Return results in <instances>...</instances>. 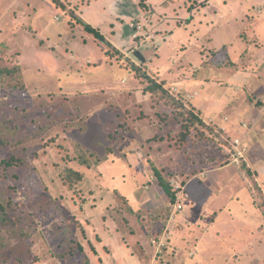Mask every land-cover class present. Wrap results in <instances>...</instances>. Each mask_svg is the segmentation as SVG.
<instances>
[{"label":"rangeland","instance_id":"1","mask_svg":"<svg viewBox=\"0 0 264 264\" xmlns=\"http://www.w3.org/2000/svg\"><path fill=\"white\" fill-rule=\"evenodd\" d=\"M9 1L0 0V14L7 12ZM15 1L8 20L11 24L7 21L0 27V56L4 59L0 62L24 67L23 87L17 82L0 84V263L33 264L34 252L39 264H97V249L102 238H107L105 230L116 239L114 243L123 242L131 248H125L128 255L132 253L135 260L145 263L152 236L169 226L172 213L164 189L156 182L157 170L166 178L178 175L187 180L210 171L207 178L193 181L188 201L185 197L182 202L189 215L206 210L201 224L215 219L210 236L216 230L222 232L219 242L200 246L196 255L204 253V258L194 261L195 241L191 238L194 228L201 225L185 222L183 214L176 216V222L171 223L172 257L176 258L171 264H264V224L259 225L258 214L249 212V186H241L236 177L227 188L209 186L211 178L216 181L225 173L236 176L237 170L225 166L206 130L198 124L187 127L183 109L166 90L144 96L145 88L118 93L101 86L86 89L94 85L92 80L111 81L116 86L124 77L132 81L124 67H144L143 62L133 54L130 59L113 54L101 40L92 43L95 40L75 14L82 0H29L33 8L27 13L24 7L28 1ZM117 1L122 7L119 14L112 12V0H86L80 11L106 40L120 37L129 41L128 24L142 13L136 0ZM219 1L217 6L228 2ZM238 1L247 3V22L221 21L215 40L208 35L203 43L191 40L182 44L179 53L172 51L168 57L171 69H161L162 73L154 65L145 66L146 73L166 87L179 84L192 92L199 90L196 102L207 106L206 113L203 111L207 117L230 118L225 133L232 139L242 134L243 121L253 130L264 127V0ZM37 12L42 19L36 21ZM235 12L239 14V9ZM144 18L149 25L144 31L149 33L156 20ZM152 27L160 39L170 35L168 30ZM167 42L160 40L161 45L140 49L145 59H153L160 56ZM106 49L108 66L103 64L93 75L90 71L100 67L101 51ZM89 56L95 60L93 65L87 62ZM159 62L166 65L167 55ZM136 74L143 78L141 72ZM141 83L146 85V80ZM120 96L124 97L122 104L116 102ZM216 102L224 105L222 109H214ZM253 150L254 146L248 159ZM126 154L131 157L130 165L123 161ZM80 160H88L92 167L81 165ZM97 160L102 162L97 165ZM223 166L227 168L211 171ZM247 176L251 180L252 175ZM118 191L129 201L118 198ZM254 195V206L262 211L258 206L263 207L264 197H259L258 191ZM197 196L199 203L203 199L200 209L189 205ZM227 207L231 211H226ZM160 209L168 212L157 221ZM239 213L255 226L246 227L233 219ZM233 236L234 241L229 240ZM103 246L99 252L105 256L103 249L109 251ZM105 260L98 262L105 264Z\"/></svg>","mask_w":264,"mask_h":264},{"label":"crops","instance_id":"2","mask_svg":"<svg viewBox=\"0 0 264 264\" xmlns=\"http://www.w3.org/2000/svg\"><path fill=\"white\" fill-rule=\"evenodd\" d=\"M25 1H28L25 4L26 6L24 7V9L27 13L29 9L33 8V6H31V2L29 0H25ZM85 1L86 0H82V2H80L81 3L80 10L83 6H85V4H86ZM112 1H114V3H115L112 6V8H113L112 12L119 14V12H121V10H122L121 9L122 7L119 5L117 0H112ZM136 1H137L136 5H138L139 12L141 11L142 15L139 16L137 21L131 20L129 22L128 26H129V29L131 31L129 41L128 40L124 41L120 37H116V38L114 37L112 39H107V40L105 39V40L110 45L111 50H112L111 52L113 54H115V55L119 54V55L123 56L124 59H130L132 57V55H131L132 51L135 47V42H134V38H133L134 34L137 32V30H135V25L140 24L142 26L149 27L148 22H147L146 18H144V17H147L149 19L153 18V20H156V22H154L155 24H153L154 26L151 25V27L153 26L152 27L153 29L168 30L170 35L168 37L160 39L152 32L151 27L148 28L149 31L151 30L149 33L154 35L156 40H158V41L162 40V43H164L165 40H167L168 42L166 43L165 46L163 45L164 47L161 49L160 56L154 57L153 59L152 58L145 59L143 56V54H145V53L143 52V54H142L140 52L141 55L143 56V58L145 59L143 61V64H142L144 67H140V68H142V70L145 72H146L145 66H151V65L156 66L155 68H159L160 71H161V69H165L167 67L169 69L170 67L167 66L168 57L170 56V54L173 53L172 51H174V53H179L178 50L182 48V46H181L182 44L188 43L191 40L195 41L196 44H199L200 42L203 43L205 40H208L210 38V37H207L208 35H212L213 39L215 40L216 37L219 36L218 35L219 32L217 29H220V28H218L219 25L217 26V24H220V22L224 21V20H226L227 23H231V22L236 21V20L240 21V19H241V21H243V20H246V16L248 14L247 3L243 4L238 0H228V2L223 3L222 6H219V5L217 6V4L219 2H221L219 0H136ZM16 2L17 1H15V0L9 1L8 2L9 6H7V9H6L7 12H4V13L2 12L3 14L2 13L0 14V27H2V25L4 23H7V21L11 18V12L13 10L15 11L13 3H16ZM77 3H79V2H77ZM213 7L216 9L215 10L212 9ZM236 8L239 9V14H237L235 12ZM80 10H78V12L75 13L76 16H78V18L80 20L91 25L96 31H98V29L95 27V24L92 21L88 20L86 17L84 18L83 12H81ZM163 12H167V13L162 14ZM39 18L42 19V17L37 12V14L34 17V20L37 21V20H39ZM82 18H84V19H82ZM55 19L58 20L59 18L55 17ZM12 21H14V20H12ZM8 22L10 23V21H8ZM246 22H247V20H246ZM2 31H1V34H2ZM87 35L91 36L95 40L92 43H96V41L98 40V39L96 40L95 37L90 35V34H87ZM25 38H29L28 35ZM74 42H76V41H74ZM158 44H160V43H158ZM158 44H156V46H158ZM171 49H173V50H171ZM101 52L104 55V57L101 60L102 63H101L99 68H98V66H94V69L92 71H90L93 75H94V73H97L100 70H102L103 64H106V66H108L107 61L109 60V57H108V55H106V53L108 51L106 49V51H104V52L101 51ZM182 53L183 52H181V54ZM166 55H167L166 65L160 64L159 61L161 59V56H166ZM73 59H74V61H77V58L75 56H73ZM87 62L92 63V65H93V63H95V60L91 56H89V57H87ZM22 68H24V67H22ZM124 69H126L128 71L127 67H124ZM202 71H203V69H202ZM128 73H129V71H128ZM161 73H162V71H161ZM165 73H167V70H165ZM147 74L151 78H153L150 73L147 72ZM247 74L250 75L251 73H247ZM129 75L133 78L132 81H129V79L124 77V78H121L120 80H118L117 86L115 84L111 83V81L110 82L108 81V83L103 84L102 82H97V80H92L94 82V85L87 86L86 89H95V88L97 89L99 86H101V87H105L106 91L118 93V92H124L122 90L133 91V90H139V89L145 88V85H143L142 83L135 80L134 74L129 73ZM84 80L86 81V79H84ZM156 81L158 84L163 85V88L170 94V96L172 98H174L176 100L183 99L182 102L184 103V106L189 107V108L190 107L193 108L196 115L203 121V123L205 125L212 126L213 124H217L221 128H223L224 131L227 130V122L230 119L229 117H227V116H224L223 118L219 117L217 120V119H215V117L211 118V117H207L205 115V113L207 111V109H206L207 106L202 102H198V103L196 102L197 97L199 96V90H193V92H192L188 89H184L179 84H173L169 87H166L160 81H158V80H156ZM193 87L196 88L195 86H193ZM239 88H241V87H239ZM175 89H177L179 91L178 95H176L174 93ZM142 91H143V89H142ZM144 93L149 94V92L143 91V95H144ZM150 94L152 96H155L152 93H150ZM187 94H196V96L192 101H188L186 99ZM262 98H263V102H264V97H262ZM123 100H124V97H121V98H118V100H116V102L119 104H122ZM190 104H191V106H190ZM210 106H213V104L212 105L210 104ZM223 106L224 105L222 103L221 104L217 103V105L213 106V107H215L214 109H216V108L222 109L221 107H223ZM120 107H121V105H120ZM203 111H205V113ZM259 112L261 113L262 111L259 110ZM115 117L117 119V115ZM244 125H246V127H244ZM241 127L243 129V131L241 132L242 134L235 136L236 138H233V139L240 140L241 143L243 144V146L248 148L249 152H250V149L254 146L252 156L250 155L249 159L247 156V163H245V164H247L246 168L252 172L251 180L253 182H251V180L248 179L249 177L245 173V167H243V164L242 165H236V164L230 163L229 165L234 166L235 169L237 170L236 176H234L233 174H230V173H225L220 177L215 176L216 181H215V178H211V185L209 184V186L212 187V185H213V186H217V187L222 186V187L227 188L234 181L235 177L239 179L238 181H239L241 186H249L248 190L250 191V193H249L250 200L248 199V202H249V208L251 209V211H249V212H250V214H253V215L258 214L260 216L261 223L259 225H261V224H264L263 223L264 218L262 217V215H263L262 211L261 210L259 211V209L256 208V206H254V200H255L254 198H256L254 194L258 191L261 194V196L264 197V127L261 130H258V129L253 130V127L250 126V124L248 125V123L245 121H243L241 123ZM236 128L240 129L239 126H236ZM244 129H245V131H244ZM227 137H228V135H227ZM128 154L132 155V153H128ZM130 159H131V157L127 156V154L125 156H123V161H126V163L128 161H130ZM130 164H131V162H129L128 165H130ZM260 165H261V168L259 170V168L257 169V167H260ZM220 168L225 169L227 167L223 166V167L211 169V171L212 172H214L216 170L219 171V170H221ZM258 170L260 172V175L258 173ZM206 172H210V171H204L202 173L196 174L194 177H191L188 180V182L186 183V185L183 186L182 193H180L179 200L176 202V204L174 206H172V209H171L172 213H171L169 220H168L169 226H167L165 229H163V234H162V236H163L164 233L167 231V234L169 235V247L167 249V255H170V251L172 254V251L174 252L173 249H175L174 244H172L173 242L171 243V241H173V239H174V237H172V235H171V234H173V232L171 231V223L173 221L176 222L174 220L176 218V216L183 214V217L186 218L183 220H185V222H188L190 224L193 223L194 225H198L200 223V221L205 218L206 210L202 214L198 213L196 216H194V215H189V213L188 214L185 213V205L183 206L182 211H178L177 205H179V204L183 205V202L181 201V199L183 200V198H185V197H186V201H188V199H189L188 198L189 196L187 195L188 188H190V186L193 185V181L196 180L198 177L207 178L208 174H206ZM231 175H233V176H231ZM224 177H225V179H224ZM156 182H157V180H156ZM177 186H179V183H177ZM146 189H148V188H146ZM198 193H201L200 189H199ZM232 198L234 199L235 196H233ZM236 198L238 199V197H236ZM202 201H203V199L201 197L200 203ZM198 203H199V198L197 196L196 200L194 199V201L192 203H189V205H191V207H193V208L196 206H198L199 209H200V207L202 208L201 204L200 203L198 204ZM228 204L229 203H227V205ZM225 210L231 211L229 209V207H227ZM225 210H223V211H225ZM216 215H218V213ZM211 219H214V218L212 217ZM233 219H235L236 221L238 220V221L244 223L246 227L255 226L254 224L249 223L247 216H245L241 213L234 215ZM214 220H210L208 223H206V222H203L202 224L200 223L201 228H197V229L194 228V230H196V231H195V234L193 235V237L191 238L192 240L195 241V247L192 249V253H191V254H193V252H194V254H195L194 256L197 257V259L194 261H197L198 258L202 259L201 257L204 258V253L203 254L201 253V257L196 255V253L199 254L200 253L199 251L202 250L200 248V246L202 244L204 245V247H206V245L212 244L213 242H217V241L219 242L221 240L220 238H222V236H221L222 232L217 231V230L215 231L213 236H210V235H212L210 232V229H211V227H214V225H215ZM247 222L249 224H247ZM209 223H211V224H209ZM258 229L261 230L262 227H259ZM105 234H106L105 236L107 238H105V239L102 238L103 242L99 244L100 246L98 247V249L96 247V249L98 251L97 254L100 256L99 258H96L98 261L101 260V262L103 261V263H104V258H105L106 259L105 264H110L109 259L111 258V259H113L114 264H118L121 260H122L121 264H124L127 262H130V264H142V262L138 261L137 259L135 260V256L133 257L132 253H130L131 255L127 254L126 249L129 250L131 248L124 246L123 242L114 243L116 241V239L114 240L113 239L114 237H109V235L111 234L110 231L105 230ZM234 239H235L234 236L229 238V240H233V241H234ZM102 245H104L102 248H108L109 254L107 253V249H103V251L106 252L105 256L100 254L99 251H101L100 247ZM82 246H84V245L82 244ZM150 247H151L150 253L147 255L146 261L143 264H153L154 263V256H155L156 249L152 244L150 245ZM233 257H235V255H233ZM173 258H176V255H174V257H172V255H171V259H170L171 262H172ZM236 258H238V257L236 256ZM98 261H96L97 264H100ZM188 264H194V262L189 261Z\"/></svg>","mask_w":264,"mask_h":264},{"label":"trees","instance_id":"3","mask_svg":"<svg viewBox=\"0 0 264 264\" xmlns=\"http://www.w3.org/2000/svg\"><path fill=\"white\" fill-rule=\"evenodd\" d=\"M55 2H58L57 0H54ZM80 23L83 25L85 31L94 36L95 39H98V40H101L103 42H105L107 45H109L107 43V41L105 40V38L98 32L96 31L91 25L85 23L84 21L80 20ZM134 42H135V46L138 45V43L140 42V38L139 39H134ZM110 46V45H109ZM135 49V47H134ZM132 51V54L138 59V57L136 56V52H141L143 54V49H140L139 50H134ZM144 56V55H143ZM0 58L3 59V57L0 56ZM145 58V57H144ZM143 58V60L141 61V59H138L139 61L143 62L145 59ZM4 60V59H3ZM128 71L130 74H134V78L136 81L138 82H142V80H146V85H145V89H144V92H149V93H152V94H155V93H158V92H161L163 93L165 91V89L163 88V85L162 84H158L157 81L153 78H151L146 72H144L140 67H137V65H134L131 66V67H127ZM142 70V71H141ZM22 71L24 72L23 68H21L20 65L16 64V65H13V66H8L6 65L5 63H2L0 62V84L3 85L4 83L8 84L9 83H12V82H17L18 84V87H23L22 86ZM135 71H139L142 73V75L140 77H143V78H139V75L137 76V74L135 75ZM20 82V83H19ZM175 105L176 106H180L179 108L183 111L182 114H183V121L187 123V127H191L192 125H200L203 130H206V136H208V138H211L213 141H214V145L217 147V150L222 154V156L224 157L225 159V166L226 165H229L231 163V159H230V155L228 154V150H227V146L228 143L227 141L223 138L226 136V138H229V139H232L230 137H227L225 131L223 128H221L219 125L217 124H213L212 126H208V125H205L203 123V121L196 115L195 111L193 108H189V107H186L184 106V103L182 102L183 99H179V100H176L174 98H172ZM260 102V101H258ZM261 102H263V100H261ZM264 104V102H263ZM191 106V104H190ZM202 130V131H203ZM225 135V136H224ZM233 140V139H232ZM227 147V148H226ZM102 161L100 160H97V165H99ZM79 163L83 166H86L87 168H91V163L88 161V160H80ZM104 163V161H103ZM10 164V163H8ZM247 164L243 163V167H245V172L251 177V173H250V170H248L246 167ZM73 172V171H72ZM74 173V172H73ZM76 174V176L78 178H81V174L79 173H74ZM155 177H156V180L158 182V185L164 189V193L167 197V200H168V207L169 209H172V206H174L176 204V202L179 200L180 198V193H182V189H183V186L186 185V183L188 182L187 178H184V179H181L178 175L177 176H172L171 178H166L162 173H160L159 171L156 170V174H155ZM178 179H181L180 181H178ZM177 183H179V185H181L180 188H176L177 186ZM119 192V191H118ZM115 196H116V193H115ZM123 197L122 200H124L125 202L128 200V198L126 196H124L122 193H118V198L119 197ZM259 197H262L261 194L259 193ZM182 198V197H181ZM129 201V200H128ZM181 201H183L181 199ZM262 209L263 213H264V203H263V207L262 206H258ZM159 211V214L156 215V220H161L162 218V213H164L165 211L168 212L167 209H160L158 210ZM163 234V230H159L157 231L153 236H152V239L150 241V245L152 244V240L153 239H159ZM79 250L80 251H83V246L82 245H79ZM171 253L170 255H167V250L165 251V255L164 257L160 260L162 262H164L165 264H171V260H170V257H171ZM33 256L32 257V263L33 264H39V259L38 257L36 256V254L33 252ZM169 256V258H168ZM1 257V256H0ZM2 264V263H0Z\"/></svg>","mask_w":264,"mask_h":264},{"label":"built area","instance_id":"4","mask_svg":"<svg viewBox=\"0 0 264 264\" xmlns=\"http://www.w3.org/2000/svg\"><path fill=\"white\" fill-rule=\"evenodd\" d=\"M145 26H142L140 24L135 25V30L137 32L134 34V39H139L140 42L138 45L135 46L134 50H140L141 47H149V46H156L160 41L155 39V36L144 31ZM174 93L176 95L179 94V91L177 89L174 90ZM196 94H187L186 99L188 101H192L195 98ZM178 99V98H177ZM246 127V125H244ZM229 146H227L228 154L230 155L231 164L236 165H242L243 163H247V155H248V148L244 147L240 140L238 139H229L223 137ZM181 185L176 186V188H180ZM183 205L179 204L177 205V210L182 211ZM152 245L155 247V256H154V263L153 264H165L164 262L160 261L164 255L165 251L169 247V235L167 234V231L164 233L162 237L159 239H153Z\"/></svg>","mask_w":264,"mask_h":264},{"label":"water","instance_id":"5","mask_svg":"<svg viewBox=\"0 0 264 264\" xmlns=\"http://www.w3.org/2000/svg\"><path fill=\"white\" fill-rule=\"evenodd\" d=\"M136 56L138 57V59H141V60H143V56L141 55V53H140V52H136Z\"/></svg>","mask_w":264,"mask_h":264}]
</instances>
